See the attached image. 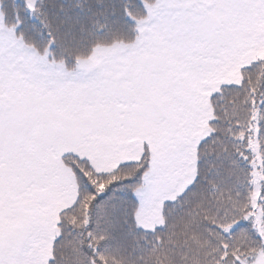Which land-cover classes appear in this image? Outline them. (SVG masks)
<instances>
[{"label":"snow or ice","instance_id":"obj_1","mask_svg":"<svg viewBox=\"0 0 264 264\" xmlns=\"http://www.w3.org/2000/svg\"><path fill=\"white\" fill-rule=\"evenodd\" d=\"M250 9L264 43V0H0V264H264Z\"/></svg>","mask_w":264,"mask_h":264},{"label":"rangeland","instance_id":"obj_2","mask_svg":"<svg viewBox=\"0 0 264 264\" xmlns=\"http://www.w3.org/2000/svg\"><path fill=\"white\" fill-rule=\"evenodd\" d=\"M249 17V21L247 24L242 26V34L243 38L249 41V50L247 55L253 57V58H260L264 55V43H254L253 38L255 36V25L252 24L251 20L254 18L257 13L254 9H250L247 13ZM225 75L227 77H232L234 75V71L232 70L231 66H228L226 68ZM159 210L158 208L156 210H153L152 208L145 209L144 212V222L151 226L153 223L159 222Z\"/></svg>","mask_w":264,"mask_h":264},{"label":"trees","instance_id":"obj_3","mask_svg":"<svg viewBox=\"0 0 264 264\" xmlns=\"http://www.w3.org/2000/svg\"><path fill=\"white\" fill-rule=\"evenodd\" d=\"M262 57H264V55ZM177 223L182 224V221H178ZM175 228H177V225H172V227L169 229V234L166 235L167 242L173 245L177 243V237L183 235V233H178L176 231H173V229ZM151 255L152 254L150 253L149 256ZM158 264H170L168 256L165 253L161 252L159 254Z\"/></svg>","mask_w":264,"mask_h":264}]
</instances>
